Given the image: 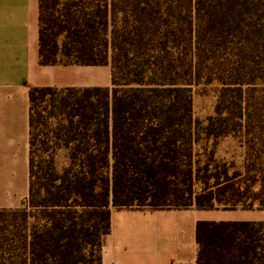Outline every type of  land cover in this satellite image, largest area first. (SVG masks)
Masks as SVG:
<instances>
[{
    "label": "trees",
    "instance_id": "trees-1",
    "mask_svg": "<svg viewBox=\"0 0 264 264\" xmlns=\"http://www.w3.org/2000/svg\"><path fill=\"white\" fill-rule=\"evenodd\" d=\"M38 12L40 64H109L111 79L28 88V194L0 208V264H101L112 208L264 209V0H39ZM202 79L219 85L205 119L192 110ZM38 124L67 164L45 137L35 147ZM202 133L242 136L253 157L199 165ZM195 237L197 264H264L262 221L199 220Z\"/></svg>",
    "mask_w": 264,
    "mask_h": 264
},
{
    "label": "crops",
    "instance_id": "crops-1",
    "mask_svg": "<svg viewBox=\"0 0 264 264\" xmlns=\"http://www.w3.org/2000/svg\"><path fill=\"white\" fill-rule=\"evenodd\" d=\"M39 0H0V208L28 194L31 86L110 84L105 65L39 63ZM101 264H197L199 220L262 221L264 209L112 208Z\"/></svg>",
    "mask_w": 264,
    "mask_h": 264
},
{
    "label": "rangeland",
    "instance_id": "rangeland-1",
    "mask_svg": "<svg viewBox=\"0 0 264 264\" xmlns=\"http://www.w3.org/2000/svg\"><path fill=\"white\" fill-rule=\"evenodd\" d=\"M96 3L92 5L94 7ZM192 110L193 115L199 119H205L207 116L214 114L215 104L218 98L219 85L215 82H207L204 79L192 88ZM50 129V125L46 128L42 124L35 127L37 133L36 148L41 147V139L45 137L46 144L49 147L55 148L56 142L51 133L46 138L45 132ZM194 146L195 158L202 165L204 162L213 160V163H225L229 166V171L232 169L241 168L244 159L248 156L253 157L252 154L247 155L246 147L244 145L245 138L242 136H221L214 140V138H207L203 135ZM40 139V141H39ZM247 155V156H246ZM263 155V152L261 153ZM55 162L60 168L67 164V150L61 146L56 147L54 155ZM263 158V157H262Z\"/></svg>",
    "mask_w": 264,
    "mask_h": 264
}]
</instances>
